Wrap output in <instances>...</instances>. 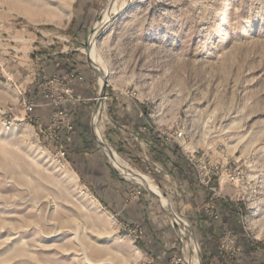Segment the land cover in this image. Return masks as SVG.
Here are the masks:
<instances>
[{"label":"rangeland","instance_id":"374dc122","mask_svg":"<svg viewBox=\"0 0 264 264\" xmlns=\"http://www.w3.org/2000/svg\"><path fill=\"white\" fill-rule=\"evenodd\" d=\"M110 1L78 34L76 22L72 30L76 0H0V66L20 53L8 38L25 26L54 46L68 44L55 37L82 36L71 41L82 53L93 36L98 62L92 64L107 78L106 90L141 102L161 131H184L186 150L200 148L213 163L240 172L241 182L220 186L240 211L232 231L237 251L229 256L237 255L241 240L264 250V0H118L109 25L97 24ZM6 83L19 86L2 68L0 264H202L194 251V225L172 206L164 186L147 181L161 190L167 206L115 155L120 172L135 182L127 203L151 193L178 232L179 254L162 262L143 239L133 240V225L101 201L68 154L58 157L57 142L41 133L33 117L8 129L3 111L14 108L21 119L26 113L20 101L1 99ZM133 189L142 190L134 202ZM174 211L187 219L174 217ZM225 234L218 238L220 247Z\"/></svg>","mask_w":264,"mask_h":264},{"label":"crops","instance_id":"0c3cea01","mask_svg":"<svg viewBox=\"0 0 264 264\" xmlns=\"http://www.w3.org/2000/svg\"><path fill=\"white\" fill-rule=\"evenodd\" d=\"M105 1L76 0L74 19L79 25L78 34L86 30L89 18L98 13ZM38 31L25 26L13 31L14 36H9L8 39L19 46L16 49L20 53L5 57L0 70L3 68L5 73L13 76L19 86L6 83L1 99L6 104H16L22 90L29 98L44 101L34 72L38 59L43 60L45 73L49 76L63 78L73 71L82 74L72 86L74 101L68 105L75 132L63 130L60 140L68 149L70 161L101 201L129 224L144 226L142 239L153 259L165 262L179 254L178 232L170 228L162 204L151 193L144 192L134 204L127 203L135 182L120 172L115 165V155L138 179L156 181L172 195V206L185 213L194 225L204 263L206 255L212 264H264V250L252 240L238 244L235 259L223 252L216 240L221 234L236 229L238 217L232 210L233 205L221 201L218 220L208 215L205 206L209 192L200 184L195 168L178 145L161 134L141 102L107 88L106 97L95 114L102 91L101 77L90 54L71 47V41L82 40V36L55 37L68 44L57 41L60 46H54V42L45 39L46 36H38ZM52 110L50 106L39 107L36 115L48 125ZM100 133L106 138V148L100 144ZM194 251L197 253L196 245ZM196 256L201 263L198 253Z\"/></svg>","mask_w":264,"mask_h":264},{"label":"built area","instance_id":"2783aa9c","mask_svg":"<svg viewBox=\"0 0 264 264\" xmlns=\"http://www.w3.org/2000/svg\"><path fill=\"white\" fill-rule=\"evenodd\" d=\"M36 63L37 65L34 72L38 79L44 101L41 102L30 99L22 92L20 105L26 113L25 117L22 119L19 118L15 114L14 108H9L3 111V115L6 116L5 124L8 129H11L18 121H24L26 118L33 120L34 118L41 133H47L52 141L57 142L58 157L66 158L68 152L66 146L60 140V133L63 130H67L70 133L75 132L73 116L68 110V105L74 101L72 86L76 81L82 78V74L78 71H73L69 72L63 78L58 75L49 76L45 73L43 60L38 59ZM99 100L101 101V98H99ZM43 106L53 107L50 114V123L48 125H44L40 118L34 114L36 108ZM161 134L168 140L174 138L178 147L191 162L196 170L200 184L209 192L205 206L206 212L213 219H220L221 213L219 211V203L223 200L228 201L225 196H222L220 186L223 181H227L231 184H238L241 182L243 178L240 176L238 169L223 168L219 164L213 163L208 154L202 152L200 148L186 150L184 147L186 140L185 133L182 130L175 131L174 133L161 131ZM141 194L142 190L133 189L130 194L132 202L140 198ZM234 207L237 209V215L239 217V208H236V205ZM129 234L133 240L138 241L144 237L145 228L142 225L130 226ZM237 239V234L232 231L224 235L221 247L225 254L234 255L236 253Z\"/></svg>","mask_w":264,"mask_h":264},{"label":"bare ground","instance_id":"6f19581e","mask_svg":"<svg viewBox=\"0 0 264 264\" xmlns=\"http://www.w3.org/2000/svg\"><path fill=\"white\" fill-rule=\"evenodd\" d=\"M117 1L118 0H113V2L110 4V5H108V7H107V9H106V18H105V20L104 21H100V22H98L97 24H101L102 22H108L109 21V19H110V14H111V10H112V7L117 3ZM96 37V36H95ZM92 38H93V36L91 37V42H90V44H89V47H88V53L90 54V56H91V60H92V62L94 63V64H96L97 62H98V60H97V57H96V54H95V45H96V40H93L92 41ZM101 80H102V86H103V84L104 83H107V78L105 77V75L102 73L101 74ZM146 183V185L150 188V189H155L157 192H158V194L160 195V196H162V202L167 206L168 205V203H167V200H166V198L165 197H163V195L160 193V191L155 187V186H153V185H151V184H149V183H147V182H145ZM174 214V217L176 216V217H179V218H182L184 221H185V219L183 218V217H181L180 215H178V214H176V213H173ZM195 242V241H194ZM195 245H196V243H195ZM196 249H197V245H196ZM197 252H198V249H197Z\"/></svg>","mask_w":264,"mask_h":264},{"label":"water","instance_id":"95a60500","mask_svg":"<svg viewBox=\"0 0 264 264\" xmlns=\"http://www.w3.org/2000/svg\"><path fill=\"white\" fill-rule=\"evenodd\" d=\"M112 2H113V0H111V1L109 2V5H110ZM110 21H111V20H109V22H110ZM109 22L107 23V25H109ZM106 86H107V83H104L103 86H102V91H101V96H100L101 101H100V103L98 104V106H97V108H96L95 114L98 113L99 108H100V104H101V102H102V101L105 99V97H106ZM94 124H95V126H96V123H95V117H94ZM96 127H97V126H96ZM101 141H102L103 146L106 148V147H107V144L105 143V141L103 140L102 137H101ZM137 182H138V181H137ZM138 183H139V182H138ZM159 191H160V193H162L161 190H159ZM162 204H163V206L165 205L163 202H162ZM173 213H176V214L180 215L181 217H184V216H182V214L177 213V212H175V211H174ZM184 218H185V217H184ZM185 219H187V218H185ZM190 224H191V223H190ZM190 227H192V226H190ZM192 230H193V227H192ZM194 233H195V232H194ZM194 238H195V243H196V245H197L199 258L201 259L202 264H205L204 261H203V257H202V253H201L200 245H199V242H198L197 238L195 237V234H194Z\"/></svg>","mask_w":264,"mask_h":264},{"label":"trees","instance_id":"16d2710c","mask_svg":"<svg viewBox=\"0 0 264 264\" xmlns=\"http://www.w3.org/2000/svg\"><path fill=\"white\" fill-rule=\"evenodd\" d=\"M75 22H76V21L73 20V23H72V24H73V25H72V30H73V28H74V26H75ZM232 210L234 211L235 208L233 207ZM234 212H235V211H234ZM235 215H237L236 212H235ZM236 217H237V216H236ZM218 240H219V239L216 240L217 243H219ZM241 242H242V240H241ZM241 242H238V244L240 245ZM231 258H232V259H235L236 256L231 257ZM204 260H205V264H212L211 260H210V259L208 260V258L206 257V255L204 256Z\"/></svg>","mask_w":264,"mask_h":264}]
</instances>
